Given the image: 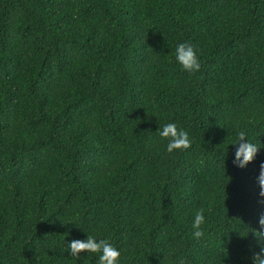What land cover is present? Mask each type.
Returning <instances> with one entry per match:
<instances>
[{
  "label": "trees",
  "instance_id": "16d2710c",
  "mask_svg": "<svg viewBox=\"0 0 264 264\" xmlns=\"http://www.w3.org/2000/svg\"><path fill=\"white\" fill-rule=\"evenodd\" d=\"M261 163L264 0H0V264H97L87 235L119 264H253Z\"/></svg>",
  "mask_w": 264,
  "mask_h": 264
},
{
  "label": "clouds",
  "instance_id": "9594fccd",
  "mask_svg": "<svg viewBox=\"0 0 264 264\" xmlns=\"http://www.w3.org/2000/svg\"><path fill=\"white\" fill-rule=\"evenodd\" d=\"M176 61L180 64L183 71L187 73H196L200 71L201 64L196 53V49L191 43H180L175 49ZM158 135L168 140L167 151L173 153L177 150L184 151L192 147L191 140L187 131L178 129L175 123L165 124L159 128ZM247 140V142H245ZM236 145L235 152V166L244 169L250 163L254 162L259 148L256 144L247 139L246 133L240 131L238 133V140L233 144ZM259 186L258 203L264 206V163L260 165L259 175L257 177ZM260 229H264V213L259 216ZM206 223L203 208L199 209L193 219L194 236L196 239L204 237L203 225ZM261 245V250L252 256L253 264H264V231L251 229ZM68 249L71 256L77 260L81 258V254H99L97 264H119L121 253L108 240H97L91 235H87L86 240H73ZM177 264H188L185 258H180Z\"/></svg>",
  "mask_w": 264,
  "mask_h": 264
}]
</instances>
